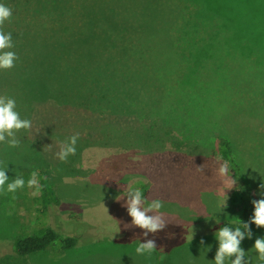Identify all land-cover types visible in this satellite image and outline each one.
<instances>
[{
  "label": "rangeland",
  "instance_id": "rangeland-1",
  "mask_svg": "<svg viewBox=\"0 0 264 264\" xmlns=\"http://www.w3.org/2000/svg\"><path fill=\"white\" fill-rule=\"evenodd\" d=\"M112 1L121 3L123 0ZM209 3L212 5L208 6L207 11L214 6L215 9L211 15H206L213 18L204 21L201 28L189 29L188 36L183 33L193 38V47L196 40H202L195 51L199 52L206 45L211 47L210 52L216 54L210 58L211 63L219 66L235 65L234 75L224 84L222 77L216 81L214 79L215 87L208 95L200 92L199 81L195 78L197 101L183 95L164 101L167 117L175 122L171 124L164 120L169 127L170 124L175 127L168 133V138L175 141V145L168 142L166 135L167 141L163 145L151 146L149 134L141 136L142 130H135L133 141L126 144L114 140L107 133L110 128L117 132L112 128L113 125L120 127L119 129L137 125L138 129L139 122L149 121L143 119V114H136L132 109L128 112L133 113L125 114L118 113L116 109L119 105L115 104L110 110L78 107L77 103L66 101L59 104L51 96L36 92L29 98L33 128L29 132L21 130L17 133L21 144L27 145L21 154V171H29V177L24 175L25 188L17 190L15 198L11 193L0 195V264H155V252L151 255L135 253L138 239H155L158 246H161V241H167L168 254H165L163 264H214L212 259L219 242L212 238L213 233L207 231L213 230L216 219L220 222L238 219L245 213L243 198L238 192V182L233 178L230 168L229 175L220 176L218 173L220 163L224 162L217 144V137L221 134H226L230 141L242 175L252 188L253 199L260 198L257 194L258 185L261 176H264V134L260 133L264 131V78L257 71L248 74L249 67L256 62L254 58H247L245 52L254 49L253 56H258L257 64L264 69V0H209ZM31 18L34 25L41 16ZM178 20L177 16L173 17L168 26L157 20L152 22V27L147 26L140 32H145L146 36L157 34V38L150 39L145 46L163 50L168 56L164 60L166 66L184 73L187 67L192 66L190 59L173 58L180 51L190 52L194 49L183 39L178 41L176 47H172L174 41L169 40V32L182 31ZM88 30L84 26L81 32L87 33ZM41 34L45 35L40 30L38 36ZM38 44L41 47L45 43L40 41ZM38 48L33 51L37 53ZM180 64V69L175 66ZM239 66L243 68L242 76H249L245 80L247 83L243 91L255 83V87L262 89L261 98H256L253 93L239 94L235 88V84H238ZM143 81L145 80L128 83L126 86H134L143 95L149 83ZM200 81L204 82L202 78ZM25 87L27 91L32 90ZM141 95L140 99H143ZM20 98H17V103L21 101ZM244 108L250 113L249 116L246 115V121L250 124L244 122L243 126L235 125V121L238 124V110ZM21 115L24 117L22 113ZM76 132L80 134L76 153L66 161H60L54 153L59 151L60 144L68 136ZM187 138L196 144L193 147L182 145L181 149H176V145L188 140ZM39 168L47 170L50 189L55 194L62 195L58 210L48 215L38 212L36 198L39 190L27 186L31 173H38ZM125 174L138 177L132 179V182L142 178L151 181L153 188H148L150 193L147 198H160L164 201L159 214L165 220L166 227L156 233L159 237L152 233L146 238L140 237L142 230L130 223L131 217L126 208L122 207L125 198L117 201L116 196L107 189L106 186L115 185L119 177ZM123 190L124 186L116 188L118 196ZM218 202L220 207H217ZM56 214L63 219L72 217L95 225L104 229L105 235L109 230L118 233L121 229L119 234L124 239L107 235L92 244L64 252L51 249L21 262V258L13 252V242L43 223L54 225ZM181 225L185 229L180 234H175V227ZM192 225L195 226L189 232L187 226ZM201 231L207 233L194 236L195 232ZM108 236L110 239H107ZM176 239L190 241L170 251L169 245L174 244ZM208 247L210 249L206 257L205 249Z\"/></svg>",
  "mask_w": 264,
  "mask_h": 264
},
{
  "label": "trees",
  "instance_id": "trees-1",
  "mask_svg": "<svg viewBox=\"0 0 264 264\" xmlns=\"http://www.w3.org/2000/svg\"><path fill=\"white\" fill-rule=\"evenodd\" d=\"M5 3L14 10L12 20L5 23L4 29L12 33L19 61L14 68L0 71V91L10 92L17 98L21 97L18 109L24 117L30 118L29 98L35 94L34 92L43 96L49 95L59 104L66 101L77 103L78 107L94 110H110L115 104L119 105L116 109L118 113H133L128 112L132 109L136 114H143V119L149 121L139 122L138 129L137 125L127 129H119L120 127L113 125L112 128L117 132L110 128L107 133L114 140L122 143L133 141V132L142 130L141 136L149 134L148 141L151 146L163 145L167 140L175 145L176 142L168 138V133L175 128L171 124L175 122L167 117L164 101L182 95L196 99L195 78L199 81L200 92L208 95L215 87L214 79L216 81L222 77L224 84L234 75L235 65L219 66L211 63L210 58L216 55L210 52L211 47L208 48L206 45L199 52L195 51L198 48L197 44L202 40H196L193 47V38L187 37L189 29L201 28L204 21L213 18L210 15L215 6L208 12V6L212 5L209 0H123L121 3L112 0H5ZM32 16H41L34 22L39 29H35L32 24ZM175 16L179 18L178 23L181 26L179 28L182 31L169 32V40L174 41L172 47H176L178 41L183 39L194 49L190 52L180 51L173 58L190 59L192 66L187 67L184 73L166 66L164 60L168 56L163 50L158 51L154 46H145L150 39L155 40L157 34L146 36L145 32H140L147 26L152 27V22L157 20L168 26ZM84 26L89 29L87 33L81 32ZM40 30L45 35L38 36ZM40 41L45 43L41 47L38 44ZM37 47L39 48L36 53L33 50ZM254 52V49L245 52L247 58H254L256 62L249 67L248 74L257 71L264 78V69L257 64L258 56H253ZM175 66L180 69L182 64ZM239 70L238 84H235L239 94L253 93L256 98H261L262 89L255 87V83L254 87L243 91L247 83L245 80L249 76H242V66H239ZM201 78L204 82L200 81ZM141 80L149 82L143 95L138 93L134 86H126L128 83L134 84ZM25 86L32 90L27 91ZM228 89L231 91V88ZM140 95L144 98L140 99ZM247 111L246 108L238 110V124L234 120L235 125L243 126L244 122L250 124L246 121L248 119L246 115L250 114ZM164 120L171 123V127ZM260 133L264 134V131ZM187 139L176 145V149H181L182 145L193 147L196 144L192 139ZM217 144L219 154L228 162L233 178L238 182V192L243 198L245 213L238 219L247 221L253 211L250 202L253 199L252 188L242 175L241 166L234 157L226 134L217 137ZM24 147H27L24 143L15 149L0 146V159L6 160L9 164L10 180L16 175L24 177L27 174L29 177V171H26L27 173L21 171V154ZM47 178V170L39 168L38 182L41 187L36 202L38 212L42 215L56 212L61 201L50 189ZM147 193L148 189L146 196ZM226 221L231 220L216 222L213 230L207 232L214 233ZM193 226L195 225L187 228ZM250 228L253 235L264 234V228L257 229L254 224L250 225ZM183 229L185 226L181 225L175 227L174 232L180 234ZM241 231L247 230L241 228ZM207 232H195L197 236H194L198 237ZM107 235L124 239L119 231L116 233L109 230ZM107 235L104 229L95 225L80 222L72 217L63 219L61 215L56 214L54 225L43 223L28 235L17 238L13 242V252L23 262L27 261L28 257L51 249L64 252L92 244L101 241L102 237ZM153 236L159 237L157 234ZM189 241L174 240L175 243L169 245L170 251ZM167 246L168 242L165 240L161 241V246L157 245L153 257L155 264L165 263Z\"/></svg>",
  "mask_w": 264,
  "mask_h": 264
},
{
  "label": "clouds",
  "instance_id": "clouds-1",
  "mask_svg": "<svg viewBox=\"0 0 264 264\" xmlns=\"http://www.w3.org/2000/svg\"><path fill=\"white\" fill-rule=\"evenodd\" d=\"M13 11V8L5 3V0H0V71L14 68L19 61L12 33L4 30L5 23L13 18ZM32 128L33 120L28 117H22L18 109L16 96L10 92L0 91V146H6L10 149L18 148L21 141L17 137V133L20 130L29 132ZM79 138V132L68 136L60 144L59 151L55 152L54 156L62 162L66 161L70 155L76 153ZM8 171V162L0 159V195L11 193L13 198H15L17 190L23 189L26 181L21 175H16L15 178L10 180ZM218 173L220 176L229 175V164L227 161L220 163ZM37 176V172H32L27 180V186L38 191L41 186ZM150 186L151 181L142 178L130 183L120 196L115 197L117 201H120L122 197H126L122 207L126 208L128 215L131 217L130 223L142 230L140 237L145 238L148 237L149 233L154 235L159 231H163L166 227L165 220L159 214L164 207V201L160 198L149 200L145 195L146 190ZM257 194L260 198L250 201L253 211L247 221L241 218L226 221L223 226H220L213 233L214 238L219 241L215 257L212 259L214 264H228V262L230 264H252V258L248 255L251 250L256 253V264H264V236H257L252 247L247 250L241 246V242L246 235L249 239L253 237L250 225L254 224L257 229L264 228V176H261ZM220 206L218 202L217 207ZM216 221L220 223L218 219ZM241 228L247 231L242 232ZM120 231L121 229H119ZM188 231L191 232V228ZM201 243H203V240H201ZM210 247L205 249L206 257ZM156 250L155 239H138L134 249L137 255H151ZM233 256L234 259L232 258Z\"/></svg>",
  "mask_w": 264,
  "mask_h": 264
},
{
  "label": "crops",
  "instance_id": "crops-1",
  "mask_svg": "<svg viewBox=\"0 0 264 264\" xmlns=\"http://www.w3.org/2000/svg\"><path fill=\"white\" fill-rule=\"evenodd\" d=\"M131 141L132 140H128V141H125L123 143L126 144V143L131 142ZM139 178H141L140 175H139ZM132 179H138V177L135 176V175H131V174H125V175L119 177V179H118V181H117V183L115 185L112 184V185H109V186H106V187H107V189H109V191L112 193L113 196H118V193L116 192V188L118 186L119 187L124 186V190H125L129 186V184L132 183ZM152 188H153V184L151 185L150 190ZM123 191H121V192L123 193ZM149 193L150 192L147 193V197L149 196ZM56 195L59 196V198L62 200V198H61L62 195H59V194H56ZM124 198L126 199V197H124ZM257 236H264V234L253 235L252 239H249L248 236L246 235L244 237V240L241 242V246L244 247L246 250L251 248L253 243H254V240H255V238ZM212 238H214V237H212ZM216 241H218V240H216ZM248 255H249L250 258H252V264H256V260H255L256 253H255V251L254 250L249 251ZM232 258L234 259V256ZM228 264H230V262H228Z\"/></svg>",
  "mask_w": 264,
  "mask_h": 264
}]
</instances>
